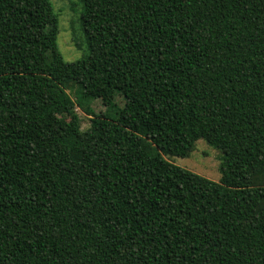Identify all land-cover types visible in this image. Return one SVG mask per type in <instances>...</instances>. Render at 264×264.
<instances>
[{
  "label": "trees",
  "instance_id": "trees-1",
  "mask_svg": "<svg viewBox=\"0 0 264 264\" xmlns=\"http://www.w3.org/2000/svg\"><path fill=\"white\" fill-rule=\"evenodd\" d=\"M83 3L69 63L50 0H0V264H264V0ZM199 140L219 182L166 159Z\"/></svg>",
  "mask_w": 264,
  "mask_h": 264
},
{
  "label": "rangeland",
  "instance_id": "rangeland-1",
  "mask_svg": "<svg viewBox=\"0 0 264 264\" xmlns=\"http://www.w3.org/2000/svg\"><path fill=\"white\" fill-rule=\"evenodd\" d=\"M50 1L55 13L59 17L58 47L64 60L73 63L83 59L88 54V46L82 24V14L84 11L83 0ZM68 93L76 100L80 94V89L75 83H71L68 88ZM117 100L119 105L115 102V107L111 115L118 108H122L120 105L124 103L123 98L120 97ZM91 107L97 114L106 112V107L103 106L101 101L93 102ZM77 113L80 116L82 129H88L90 127L91 117L80 108H77ZM223 157V153L220 150H217L205 140H199L189 157H167L166 159L183 169L196 173L211 181L219 182L221 180L220 166Z\"/></svg>",
  "mask_w": 264,
  "mask_h": 264
}]
</instances>
